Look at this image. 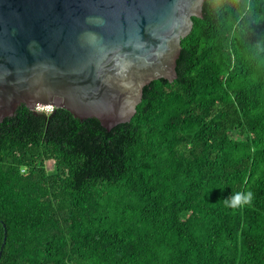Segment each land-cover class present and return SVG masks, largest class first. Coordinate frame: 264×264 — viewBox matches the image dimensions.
I'll return each mask as SVG.
<instances>
[{
    "label": "trees",
    "instance_id": "1",
    "mask_svg": "<svg viewBox=\"0 0 264 264\" xmlns=\"http://www.w3.org/2000/svg\"><path fill=\"white\" fill-rule=\"evenodd\" d=\"M226 2L204 0L129 123L25 105L0 123V264H264V0ZM237 191L252 203L226 207Z\"/></svg>",
    "mask_w": 264,
    "mask_h": 264
},
{
    "label": "water",
    "instance_id": "2",
    "mask_svg": "<svg viewBox=\"0 0 264 264\" xmlns=\"http://www.w3.org/2000/svg\"><path fill=\"white\" fill-rule=\"evenodd\" d=\"M203 3L0 0V123L21 105L64 109L106 131L129 123L144 87L177 78Z\"/></svg>",
    "mask_w": 264,
    "mask_h": 264
},
{
    "label": "clouds",
    "instance_id": "3",
    "mask_svg": "<svg viewBox=\"0 0 264 264\" xmlns=\"http://www.w3.org/2000/svg\"><path fill=\"white\" fill-rule=\"evenodd\" d=\"M230 5L226 0H216V11L219 14H224L229 11ZM253 5L250 2H242L236 7L234 25L241 32L244 25L242 21L245 17L250 16L252 13ZM253 59L257 62L260 71H264V65H260V61H264V44L257 45L254 50ZM253 192L251 191H237L235 194L224 200L226 207L230 209L240 208L246 205H250L253 201Z\"/></svg>",
    "mask_w": 264,
    "mask_h": 264
},
{
    "label": "built area",
    "instance_id": "4",
    "mask_svg": "<svg viewBox=\"0 0 264 264\" xmlns=\"http://www.w3.org/2000/svg\"><path fill=\"white\" fill-rule=\"evenodd\" d=\"M53 108L51 107H46V106H40V107H36L35 108V111L36 112H42V111H45L46 113H49L52 111Z\"/></svg>",
    "mask_w": 264,
    "mask_h": 264
},
{
    "label": "rangeland",
    "instance_id": "5",
    "mask_svg": "<svg viewBox=\"0 0 264 264\" xmlns=\"http://www.w3.org/2000/svg\"><path fill=\"white\" fill-rule=\"evenodd\" d=\"M50 165V163L48 164V166Z\"/></svg>",
    "mask_w": 264,
    "mask_h": 264
}]
</instances>
